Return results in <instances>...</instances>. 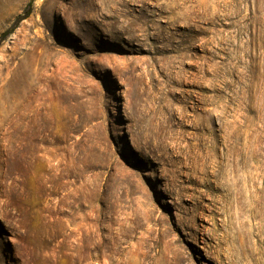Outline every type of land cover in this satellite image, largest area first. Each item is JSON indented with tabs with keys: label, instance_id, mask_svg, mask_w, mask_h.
I'll use <instances>...</instances> for the list:
<instances>
[{
	"label": "rangeland",
	"instance_id": "rangeland-1",
	"mask_svg": "<svg viewBox=\"0 0 264 264\" xmlns=\"http://www.w3.org/2000/svg\"><path fill=\"white\" fill-rule=\"evenodd\" d=\"M82 1L0 0V264H264V0Z\"/></svg>",
	"mask_w": 264,
	"mask_h": 264
},
{
	"label": "bare ground",
	"instance_id": "bare-ground-1",
	"mask_svg": "<svg viewBox=\"0 0 264 264\" xmlns=\"http://www.w3.org/2000/svg\"><path fill=\"white\" fill-rule=\"evenodd\" d=\"M105 1L111 2L112 0H105ZM105 1H104V3H105ZM120 1L122 2L123 0H120ZM114 2H116V4H117L118 0H114ZM80 5L82 6L81 9H84V14H88V13L92 12L93 8H96V6H97V4L94 0H83Z\"/></svg>",
	"mask_w": 264,
	"mask_h": 264
},
{
	"label": "trees",
	"instance_id": "trees-1",
	"mask_svg": "<svg viewBox=\"0 0 264 264\" xmlns=\"http://www.w3.org/2000/svg\"><path fill=\"white\" fill-rule=\"evenodd\" d=\"M35 0H30L29 5H28V11H27V15L25 17V19L30 15L31 9L33 7Z\"/></svg>",
	"mask_w": 264,
	"mask_h": 264
}]
</instances>
